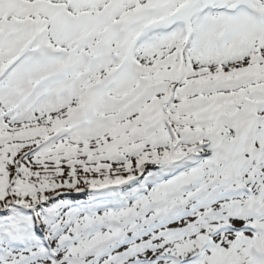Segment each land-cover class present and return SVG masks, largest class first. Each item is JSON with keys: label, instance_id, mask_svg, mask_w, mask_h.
Instances as JSON below:
<instances>
[{"label": "snow or ice", "instance_id": "snow-or-ice-1", "mask_svg": "<svg viewBox=\"0 0 264 264\" xmlns=\"http://www.w3.org/2000/svg\"><path fill=\"white\" fill-rule=\"evenodd\" d=\"M0 264H264V0H0Z\"/></svg>", "mask_w": 264, "mask_h": 264}]
</instances>
